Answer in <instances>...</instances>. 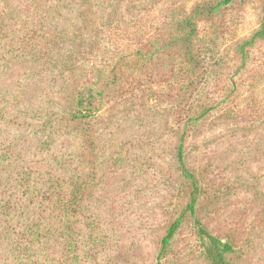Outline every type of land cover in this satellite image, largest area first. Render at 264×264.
I'll use <instances>...</instances> for the list:
<instances>
[{"label":"trees","instance_id":"obj_1","mask_svg":"<svg viewBox=\"0 0 264 264\" xmlns=\"http://www.w3.org/2000/svg\"><path fill=\"white\" fill-rule=\"evenodd\" d=\"M249 4L257 26L240 35ZM262 42L264 0H0V247L13 264H100L106 233L89 199L129 153L115 151L121 120L145 114L175 179L156 263L191 224L208 264H255L204 219L211 185L190 143L214 117H235L245 86L250 130L264 127L249 69Z\"/></svg>","mask_w":264,"mask_h":264},{"label":"rangeland","instance_id":"obj_2","mask_svg":"<svg viewBox=\"0 0 264 264\" xmlns=\"http://www.w3.org/2000/svg\"><path fill=\"white\" fill-rule=\"evenodd\" d=\"M258 11L256 4L245 6L238 29L240 35L248 34L257 26ZM23 69L22 64L16 65L4 80L17 81ZM249 69L259 76L253 104L264 118V42L254 50ZM48 81L47 74L38 83L39 87L43 88ZM247 90L245 86L232 104L236 105L235 117L232 114L224 120L214 117L204 132L191 140L190 160L195 165H205L208 171L211 187L203 204L204 219L215 233L235 235L243 261L247 262L251 255L255 264H264V218L260 219L264 214V127L250 130L254 109L246 105L245 98L250 93ZM121 121H124L122 127H117L118 148L106 132L104 158L112 157L111 144L115 145V151L129 153L122 156L116 170L106 171L103 188L97 189L96 197L92 195L89 199L90 207L101 211V227L109 236L105 235L107 248L99 253V262L157 264V243L169 215L175 180L167 173L171 161L165 152V137L159 140L158 149L155 140L159 123L149 121L147 114L141 118L130 115ZM250 239H255V243L248 248ZM201 252L189 224L177 237L165 264H208ZM85 258L89 264L95 263L93 256ZM0 264H13V259L1 247Z\"/></svg>","mask_w":264,"mask_h":264}]
</instances>
